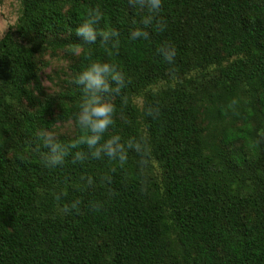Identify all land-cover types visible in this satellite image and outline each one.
<instances>
[{
    "label": "trees",
    "instance_id": "obj_1",
    "mask_svg": "<svg viewBox=\"0 0 264 264\" xmlns=\"http://www.w3.org/2000/svg\"><path fill=\"white\" fill-rule=\"evenodd\" d=\"M96 6L119 51L98 40L76 55ZM146 14L128 0H20L0 39V264H264V0H163L165 30L131 40ZM165 43L173 64L157 54ZM59 54L66 70L48 92L44 56ZM96 61L126 80L104 139L146 152L73 164L82 145L49 168L37 133L66 148L83 134L74 80Z\"/></svg>",
    "mask_w": 264,
    "mask_h": 264
},
{
    "label": "clouds",
    "instance_id": "obj_2",
    "mask_svg": "<svg viewBox=\"0 0 264 264\" xmlns=\"http://www.w3.org/2000/svg\"><path fill=\"white\" fill-rule=\"evenodd\" d=\"M128 5L147 12L140 21L141 27L130 31L129 38L131 40L150 39L148 29L152 28L153 24H155L157 32L165 30L166 21L160 15L163 0H128ZM103 18L104 13L99 6L88 9L86 19L76 28V35L82 38L83 44L72 45L74 54L81 53L82 45H93L98 40L101 44L119 51L120 33L116 29H100L98 26ZM156 51L165 62L174 63L176 49L173 45L162 44ZM74 83L80 86L83 93L76 117V123L83 134L66 148L52 132L44 130L38 132L37 136L43 142L44 148L49 149L46 154V166L49 168L63 166L68 149H76L82 145L86 146L88 151H76L72 159L73 164L83 163L90 156L92 159L107 157L110 161H118L123 165L127 162L128 150H134L143 156L146 152V143L135 138L129 139L127 144L121 142L119 135L104 139L110 127L115 124L116 106L112 99L120 95L122 89L126 87L125 76L118 70V67L113 63L93 62L75 78ZM148 114L158 115V110L153 112L150 108ZM105 179L110 178L106 177ZM87 183L89 186L92 185L91 177L87 178ZM56 199L59 200L60 196L57 195ZM79 203V201H75L70 205L65 204L61 211L70 214L72 210L77 209ZM91 206L94 211H98L100 208L98 204Z\"/></svg>",
    "mask_w": 264,
    "mask_h": 264
},
{
    "label": "rangeland",
    "instance_id": "obj_3",
    "mask_svg": "<svg viewBox=\"0 0 264 264\" xmlns=\"http://www.w3.org/2000/svg\"><path fill=\"white\" fill-rule=\"evenodd\" d=\"M20 8V0H0V39L6 31L12 27L17 19ZM46 65L40 72V80L48 92L57 89V84L63 78L62 72L66 70L67 60L59 54L55 57L44 56ZM140 103V100H137ZM71 129L70 125L59 128V132H66Z\"/></svg>",
    "mask_w": 264,
    "mask_h": 264
}]
</instances>
